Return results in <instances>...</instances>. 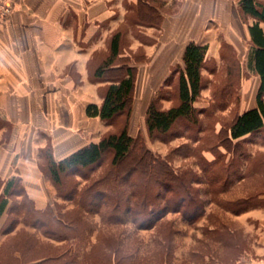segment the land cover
Masks as SVG:
<instances>
[{
	"label": "rangeland",
	"instance_id": "rangeland-1",
	"mask_svg": "<svg viewBox=\"0 0 264 264\" xmlns=\"http://www.w3.org/2000/svg\"><path fill=\"white\" fill-rule=\"evenodd\" d=\"M232 3L237 9V0ZM177 5L180 6L179 3L170 4L164 13H177ZM132 16L131 12L125 14L124 22L116 30L121 33L120 54L128 56V60L131 57L137 61L135 64L144 65L146 58L141 47L135 49L136 41L146 45L153 40L146 35L147 26L138 24ZM250 23V19L243 20L238 14V24L235 26H220L208 21L202 27H195L187 33V38L193 37L207 46L201 70L202 90L194 103L197 114L193 123L180 120L163 136L148 135L145 127V110L151 100L156 101L160 110L176 105V82L183 67L181 60L172 63L167 74L156 84L152 78L147 79L149 75L146 68L137 74L128 115L129 121L131 117L134 119L130 127L131 136L137 138V145L143 146L153 158L165 161L177 177V183L165 182V191L160 188V184L149 179L151 195L148 198L151 200L158 192L157 196L160 197H157L156 204L182 202V206L187 207L192 202L195 205L188 209L195 208L200 213L193 223L183 220L180 212L170 210L163 215L162 222L168 224L163 234L166 235L169 231L171 233L168 264H247L243 258L249 251L248 239L235 217L256 207L257 195L264 193V154L259 155L255 151L251 156L253 149L250 152L247 144L243 143L239 144L235 155L219 153L217 150L221 143L219 130L228 127L254 86V75L246 67L249 50L247 35L240 38L238 46L227 41L229 35H240V31L246 30V25ZM157 31L158 29L151 31L150 34L157 36ZM244 85L246 90L242 93ZM125 118L126 114H122L108 124L110 133H117ZM250 140L257 143L255 137L248 141ZM137 149L138 147L133 151L134 155H138ZM229 152L231 153V149ZM110 159L111 155L105 154L97 165L62 178L63 187L60 189L49 181L50 196L47 204L37 209L15 189V195L9 197L8 210L0 217V260L7 264H32L31 262L45 256V252H53L55 256L65 248L77 244L73 239L80 242L78 245L87 246V251L95 246L91 253L95 264L100 263L101 256L108 253L106 246H137L142 257L155 253V241L158 238L156 229H142L140 223L148 216L142 209H136L140 192L134 188H139L144 183L139 171L128 172L119 181V207L110 216L120 221L119 225H110L105 218L102 220L105 204L101 205L100 210L97 207L100 204L89 207L92 209L88 214L86 206L82 209L77 204L76 199L84 190L90 187L93 191H99L103 182L114 177L111 175ZM130 161L131 158L123 167H127ZM42 170L47 177L44 161ZM237 181H241L238 186L235 185ZM248 197H251L252 203L248 208L240 210L233 206V203H242ZM90 201L91 199L86 200L87 207L94 203ZM38 212H45L46 216L39 217ZM221 225L233 232L236 239L232 242L212 239L215 234L211 231L215 228L220 230ZM60 228L61 232L57 233ZM219 230L215 233H219ZM50 233L53 237H50Z\"/></svg>",
	"mask_w": 264,
	"mask_h": 264
},
{
	"label": "crops",
	"instance_id": "crops-1",
	"mask_svg": "<svg viewBox=\"0 0 264 264\" xmlns=\"http://www.w3.org/2000/svg\"><path fill=\"white\" fill-rule=\"evenodd\" d=\"M3 1L12 5V14L0 21V183L17 182L37 209L50 196L42 150L48 147L58 162L110 133L108 124L85 115L87 105H100L107 85L94 80L92 73L108 54L110 36L138 0ZM144 1L159 12L161 21L157 28L147 26L150 44L136 41L135 49H143L146 63L132 65L137 74L146 68L147 79L155 84L181 60L188 41L200 42L186 37L191 29L208 21L226 27L238 24L233 0ZM172 3L180 4L178 12L167 15L164 11ZM156 29L157 36L150 34ZM244 35L246 30L229 35L227 41L238 46ZM257 84L254 75V86L238 113L255 106ZM132 123L131 117L130 136ZM252 137L256 144L248 141ZM248 140L243 144L253 149L251 156L255 151L264 154V130ZM217 151L224 153L221 147ZM256 199V207L235 217L248 239L243 258L247 264H264V193Z\"/></svg>",
	"mask_w": 264,
	"mask_h": 264
},
{
	"label": "trees",
	"instance_id": "trees-1",
	"mask_svg": "<svg viewBox=\"0 0 264 264\" xmlns=\"http://www.w3.org/2000/svg\"><path fill=\"white\" fill-rule=\"evenodd\" d=\"M133 14L134 20L140 24L151 27H158L161 21L159 12L147 4L144 0H138L137 5L130 11ZM237 12L241 19H250L251 23L246 25L247 38L249 42V50L247 54L246 67L258 79L257 88L255 91V106L236 114L230 121L226 129L222 128L218 134L220 136V144L224 153L236 154L239 144L248 140L252 135L264 130V2L259 3L257 0H238ZM120 43L121 33L115 31L108 41V54L106 58L94 69L92 78L98 82H106L107 85L103 89L102 100L99 106L89 104L85 107V115L89 118H98L100 121L110 124L115 118L122 114H126V118L122 128L117 133H109L102 137L98 143H90L77 151L73 152L66 158L55 162L51 155L50 149L46 147L42 150V159L46 165L47 177L49 181L57 188L63 187L62 178H67L79 170L89 169L97 165L105 154H110V166L112 168L111 180L103 182L102 188L99 191H93L92 188H87L77 197V204L79 207L90 211L93 206H97L100 210L101 205H104V214L102 216L110 225H119L121 223L115 218H112L119 207V196L121 195V186L119 181L127 176L128 172L139 171L140 177L143 180L142 186L136 189L140 192L136 209H142L145 215L148 216L146 220H142L140 225L142 229L149 230L155 228L158 238L156 239V252L142 257L138 253L137 246H106L105 250L108 252L101 256V261L98 264H168V255L171 252V233L163 232L168 225L163 223L162 217L165 213L180 212L183 220L193 223L199 218V211L194 208L188 209L191 205L185 207L175 203L161 202L156 204L157 197L160 196L158 192L154 194L150 200V183L149 179L154 180L160 184V188L165 191L167 181H176L177 177L170 171L165 161L153 158V156L143 146H138V139L131 137L128 134L129 113L132 106L133 94L135 89L137 69L132 63H137L131 57H120ZM207 55V46L194 41H188L184 46L181 63L182 70L179 71L176 82V96L177 103L166 110H160L156 101L151 100L145 110V127L148 135H166L176 122L183 120L187 122H195L196 108L194 103L200 96L202 90L201 70ZM138 155H134L133 151L136 149ZM231 149V153L229 150ZM241 156V155H240ZM133 157V158H132ZM131 158L127 167H123L125 163ZM123 167L124 169H121ZM2 186L0 194V217L8 210L9 197L15 195L14 190L18 189L23 197L27 198L21 186L15 181H9ZM151 195V194H150ZM18 196V195H17ZM67 196V195H66ZM156 197V198H155ZM250 198H245L244 202L233 203L236 209H246L252 203ZM91 199L93 204L86 205V200ZM90 201V203H92ZM172 206V207H170ZM35 207V206H34ZM148 210V211H147ZM239 211V210H238ZM114 212V213H113ZM39 217L46 216L45 212H38ZM38 220V219H35ZM62 222V221H61ZM144 227V228H143ZM220 230L215 228L211 232L215 234L212 239H217L220 242H228L236 239L235 234L220 226ZM63 228V227H61ZM57 230V233L61 232ZM76 230V228H73ZM219 233H215L218 231ZM47 233V232H45ZM53 234L50 233V237ZM73 246L65 248L60 254L55 255L48 251L45 252L42 258L31 262L32 264H95L92 261V251L95 246L87 251V246L78 245L80 242L74 240ZM82 242V240H81ZM50 253V254H49ZM150 257V258H149ZM0 264H7L0 260ZM8 264H11L9 262ZM198 264H203L200 262ZM207 264H212L208 262ZM219 264V263H216ZM227 264V263H223ZM231 264V263H228Z\"/></svg>",
	"mask_w": 264,
	"mask_h": 264
},
{
	"label": "built area",
	"instance_id": "built-area-1",
	"mask_svg": "<svg viewBox=\"0 0 264 264\" xmlns=\"http://www.w3.org/2000/svg\"><path fill=\"white\" fill-rule=\"evenodd\" d=\"M12 14V5L9 2L0 0V21H6Z\"/></svg>",
	"mask_w": 264,
	"mask_h": 264
}]
</instances>
